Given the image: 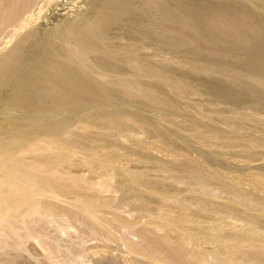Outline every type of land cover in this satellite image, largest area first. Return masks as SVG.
I'll return each mask as SVG.
<instances>
[{"label":"rangeland","instance_id":"rangeland-1","mask_svg":"<svg viewBox=\"0 0 264 264\" xmlns=\"http://www.w3.org/2000/svg\"><path fill=\"white\" fill-rule=\"evenodd\" d=\"M1 60L0 264H264V0H0ZM52 60L103 109L21 105Z\"/></svg>","mask_w":264,"mask_h":264},{"label":"bare ground","instance_id":"bare-ground-1","mask_svg":"<svg viewBox=\"0 0 264 264\" xmlns=\"http://www.w3.org/2000/svg\"><path fill=\"white\" fill-rule=\"evenodd\" d=\"M109 17L108 19L102 17L99 20V24H101L100 27L104 28L108 24L115 22L116 17ZM7 64L8 62L6 60L0 61V81H4L8 76L14 73L12 72L11 66ZM78 71L70 64H63L58 60H52L48 66L33 73L32 76L30 75L31 77L28 79L27 83L25 82L27 84L26 86H20L19 93L21 95V105L24 102L28 103L30 108H33L40 115L47 114L54 109L75 112L78 109L94 104L98 105V110L99 108L103 109L102 104L105 103L103 100L107 98L103 88L89 79L87 74L82 71H79V73ZM46 116L47 115H45L46 119L39 118V115L37 116L38 118L34 117L32 119L31 117L29 121L31 124L30 130L41 131V133L43 132L45 134H53L60 131L61 135V132L65 129L62 121H54ZM107 117H110V114H108ZM60 135L58 134L56 141H61L59 138ZM58 156L59 155L51 154L45 157V161L51 163L57 160Z\"/></svg>","mask_w":264,"mask_h":264}]
</instances>
